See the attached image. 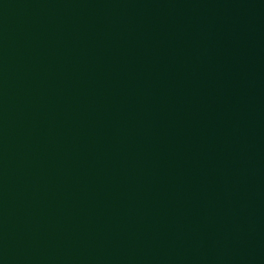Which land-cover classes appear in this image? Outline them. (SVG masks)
Here are the masks:
<instances>
[{
	"label": "water",
	"instance_id": "95a60500",
	"mask_svg": "<svg viewBox=\"0 0 264 264\" xmlns=\"http://www.w3.org/2000/svg\"><path fill=\"white\" fill-rule=\"evenodd\" d=\"M0 264H264L224 0H0Z\"/></svg>",
	"mask_w": 264,
	"mask_h": 264
}]
</instances>
